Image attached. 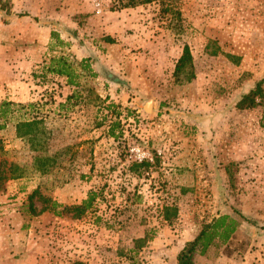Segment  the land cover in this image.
<instances>
[{"label": "rangeland", "instance_id": "1", "mask_svg": "<svg viewBox=\"0 0 264 264\" xmlns=\"http://www.w3.org/2000/svg\"><path fill=\"white\" fill-rule=\"evenodd\" d=\"M1 1L0 93L25 107L0 129V264H170L222 215L236 231L199 264H264V99L237 108L264 83V0H180L181 19L159 3ZM185 45L193 67L177 78ZM61 56L76 85L45 71ZM33 118L35 146L17 134ZM91 192L80 217L30 210L39 195L70 207Z\"/></svg>", "mask_w": 264, "mask_h": 264}, {"label": "trees", "instance_id": "2", "mask_svg": "<svg viewBox=\"0 0 264 264\" xmlns=\"http://www.w3.org/2000/svg\"><path fill=\"white\" fill-rule=\"evenodd\" d=\"M179 1L180 0H127L125 3L122 1L123 7H136L143 4L150 3H159L161 6V10L164 13H169L172 17L176 19H181V11L179 9ZM7 3H2L0 0V6L2 9H5ZM52 38L60 41V37L58 33L52 31ZM63 44V43H62ZM231 58L238 60V57L231 56ZM81 65L84 70L91 71L89 63L87 60H83ZM193 67V56L189 45H185L183 53L179 58L175 75L177 78H180L181 74L184 73L188 68L192 69ZM45 71L48 73L66 77L68 85H76L78 83V73H76L75 68L68 61L67 57H52L50 59V63L44 67ZM187 73V72H186ZM94 74V73H93ZM186 81H191L194 78L193 71L189 72V75H185ZM263 80H260L256 83L255 87L251 89L248 93H245L242 98L239 100L237 104V108L239 109H249L257 107L262 100L264 99V88H263ZM72 98V97H70ZM69 98V99H70ZM258 100H261L260 103ZM12 106H18L19 108H24L25 106L22 104H16L13 101L5 100L0 103V119L2 120V124L0 125V129L5 128L6 118L9 113H11ZM32 106V105H29ZM42 122V119L33 118L27 119L24 121H20L17 123V134L19 137L28 136L32 146H35V141L39 138L38 133L41 132L39 130L38 124ZM119 125L118 122H113L111 125L110 134L112 137H116L115 128ZM48 157L43 158L42 160H47ZM45 166V164H44ZM6 177L1 175L0 173V184L5 180ZM39 194V191H34V193L30 196V199H33L36 195ZM96 193H89L88 198H86L80 205L74 206H62L57 202H52L49 198H45L39 195V198L42 199L43 207L40 211L34 207L33 203L30 205L31 212L35 214H40L45 211L53 212L56 215H62L64 213H73V216L80 217L83 216L94 204L96 200ZM52 202V203H50ZM62 206V209L59 207ZM237 221L233 218H230L227 215H222L219 217L213 218V220L207 224L198 234L197 236L188 241L182 250L177 255L179 264H194V259L198 255H204L206 250L211 246L215 238H219L223 241L230 240L234 232L237 228ZM75 264H83L82 262H76Z\"/></svg>", "mask_w": 264, "mask_h": 264}, {"label": "crops", "instance_id": "3", "mask_svg": "<svg viewBox=\"0 0 264 264\" xmlns=\"http://www.w3.org/2000/svg\"><path fill=\"white\" fill-rule=\"evenodd\" d=\"M20 58L22 59V61H20V63L22 62L24 65L25 64H27L28 66H29V64H30V67L32 68L33 67V65L36 63V62H38L39 61V56H35V55H33L31 58H29V59H26L25 58V56H24V54H21L20 55ZM20 59V60H21ZM27 60V61H26ZM5 64H6V62H5ZM0 65H1V63H0ZM7 66L6 65H4V69L6 68ZM0 83H2V77H4L5 75H4V73L2 72V67H0ZM6 71V70H5ZM16 79H18V78H16ZM11 80H13L12 78H11ZM14 81V80H13ZM18 81L17 80H15V83H17ZM14 83V82H13ZM8 97V99L9 100H16V101H19L20 99L18 98V97H15V96H11V95H9V94H7V93H3V92H1L0 93V100H2L3 98L5 99V98H7ZM19 102H24V101H19ZM202 257L200 256V255H198V256H196L195 257V259H194V264H199L201 261H202ZM204 261V260H203ZM205 262H207V261H205ZM234 263V259H232V258H230L229 256H222V257H219L218 259H215L214 261H212V262H210V264H233ZM170 264H179L178 263V258H177V256H175L174 257V259H172L171 261H170Z\"/></svg>", "mask_w": 264, "mask_h": 264}, {"label": "water", "instance_id": "4", "mask_svg": "<svg viewBox=\"0 0 264 264\" xmlns=\"http://www.w3.org/2000/svg\"><path fill=\"white\" fill-rule=\"evenodd\" d=\"M151 108H152V101L149 100V101H147V102L145 103V109H146V111H150Z\"/></svg>", "mask_w": 264, "mask_h": 264}]
</instances>
